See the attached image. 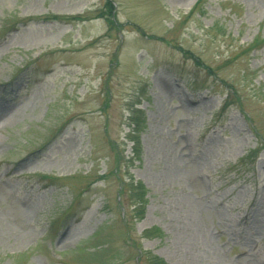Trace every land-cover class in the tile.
Wrapping results in <instances>:
<instances>
[{
  "label": "rangeland",
  "instance_id": "374dc122",
  "mask_svg": "<svg viewBox=\"0 0 264 264\" xmlns=\"http://www.w3.org/2000/svg\"><path fill=\"white\" fill-rule=\"evenodd\" d=\"M106 1L0 0V264H264V0Z\"/></svg>",
  "mask_w": 264,
  "mask_h": 264
},
{
  "label": "trees",
  "instance_id": "16d2710c",
  "mask_svg": "<svg viewBox=\"0 0 264 264\" xmlns=\"http://www.w3.org/2000/svg\"><path fill=\"white\" fill-rule=\"evenodd\" d=\"M202 0H199L198 3H196L190 12H193V10H197V6L201 3ZM113 11V4L110 0L105 2V11L101 12L99 15L100 17L105 18V20L110 24V26L115 25V17L112 14ZM189 12V13H190ZM191 14V13H190ZM42 19L49 20V21H62V20H77L82 21L83 18L80 16H73V17H66L62 18L57 15H47L43 16ZM262 45H264V38H258L256 37L254 40H252L251 43L247 44L243 52L249 53L251 51L258 50ZM196 64L204 69H209L207 66H203L201 62H198V60H195ZM210 72V71H209ZM230 95L236 96L235 91H232L228 96ZM138 103H136L137 105ZM230 101H225L224 104L221 107V110H224L226 107H229ZM127 126V132L125 133L124 137L126 140L130 141L132 143V153L133 158L137 159L139 158L140 154V141H139V133L144 129L145 127V119L143 112L139 109L133 108L131 106L129 116L127 118L126 122ZM108 145L110 149L112 150V153L114 154V162L115 167L113 170L108 172L107 174L97 175L94 177V179L87 184V187H90L92 184L104 180L109 175H113L116 177L118 181V189H117V196L119 201L123 198L124 201H126L127 206L131 207L129 211H126L129 213V215H132V218L136 220H141L144 216L145 212V206L147 203L146 198V189L140 182H133L131 178H123V176L120 174V161L124 157L122 155V151H118V145L115 141L108 139ZM264 149V146L262 147ZM258 149L250 150L247 158L252 157L251 155L256 153ZM133 158H129L126 162H132ZM52 181L58 180L57 178L50 177ZM81 194H78V197H80ZM120 204H122L120 202ZM158 232L157 228H153L150 230H146L144 232L145 236H151L152 234H156ZM141 260H146L147 264H166L162 259L151 256L149 253H142L141 256L137 258V261L140 262Z\"/></svg>",
  "mask_w": 264,
  "mask_h": 264
},
{
  "label": "bare ground",
  "instance_id": "6f19581e",
  "mask_svg": "<svg viewBox=\"0 0 264 264\" xmlns=\"http://www.w3.org/2000/svg\"><path fill=\"white\" fill-rule=\"evenodd\" d=\"M2 118V115H0V119Z\"/></svg>",
  "mask_w": 264,
  "mask_h": 264
}]
</instances>
